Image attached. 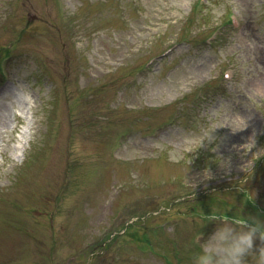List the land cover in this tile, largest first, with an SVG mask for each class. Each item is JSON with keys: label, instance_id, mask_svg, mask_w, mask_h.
Listing matches in <instances>:
<instances>
[{"label": "rangeland", "instance_id": "obj_1", "mask_svg": "<svg viewBox=\"0 0 264 264\" xmlns=\"http://www.w3.org/2000/svg\"><path fill=\"white\" fill-rule=\"evenodd\" d=\"M213 207L264 223V0H0V264H191Z\"/></svg>", "mask_w": 264, "mask_h": 264}, {"label": "clouds", "instance_id": "obj_2", "mask_svg": "<svg viewBox=\"0 0 264 264\" xmlns=\"http://www.w3.org/2000/svg\"><path fill=\"white\" fill-rule=\"evenodd\" d=\"M212 208V213L201 218L206 223L216 222V228L203 243V234L197 233L194 242L199 250L192 253L191 264H264V223L252 220L251 223L239 213L228 218L226 212ZM259 240L260 246L255 247Z\"/></svg>", "mask_w": 264, "mask_h": 264}, {"label": "bare ground", "instance_id": "obj_3", "mask_svg": "<svg viewBox=\"0 0 264 264\" xmlns=\"http://www.w3.org/2000/svg\"><path fill=\"white\" fill-rule=\"evenodd\" d=\"M4 112V111H3ZM2 118H4L5 119V112L3 113V115H2ZM237 138V137H236Z\"/></svg>", "mask_w": 264, "mask_h": 264}]
</instances>
